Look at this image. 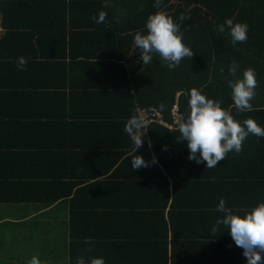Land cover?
I'll return each instance as SVG.
<instances>
[{"label":"crops","instance_id":"obj_1","mask_svg":"<svg viewBox=\"0 0 264 264\" xmlns=\"http://www.w3.org/2000/svg\"><path fill=\"white\" fill-rule=\"evenodd\" d=\"M77 28L67 35L66 41L76 40L66 56L55 40L43 38L44 52L33 56L30 51L25 70H18L16 64L6 66L3 58L13 49L4 50L0 44V62H5L0 64V153L8 157L0 165V174L76 185L68 197L51 204H0V264H29L33 255L42 264H69V223L79 213L83 217L79 224H84L74 229L106 235L107 243L94 257H103L105 264H155L158 245L137 241L156 233V225L141 218V210L138 217L126 218L130 215L124 202L155 198L157 180L138 176L141 168L132 170L134 146L124 144L122 137L130 116L122 113L133 95L154 94L157 83L148 72L157 55L143 64L134 42L113 45L104 40L94 46ZM9 44L17 53L28 50L18 41ZM142 68L146 71L140 75ZM149 148L150 157L156 158ZM137 152L148 154L144 149ZM174 173L166 179L168 200L180 205L165 210L168 233H175L174 244L168 243V263H214L219 248L209 249V243L217 242V234L230 232L224 226L215 234L211 231L216 219L223 216L215 210L220 199L226 207L251 209L246 205L251 206L255 196L256 202L264 197V187L240 178L182 177L181 162ZM59 191L64 190L60 187ZM94 202L102 207L93 209L91 220L84 221ZM134 236L136 240L130 244L119 243ZM238 254L239 263L246 264L244 255ZM219 257L221 263L228 259Z\"/></svg>","mask_w":264,"mask_h":264},{"label":"trees","instance_id":"obj_2","mask_svg":"<svg viewBox=\"0 0 264 264\" xmlns=\"http://www.w3.org/2000/svg\"><path fill=\"white\" fill-rule=\"evenodd\" d=\"M155 2L156 0H110L111 7L105 8L104 0H0V44H4V50L13 49V53L3 59L7 60V66L16 64L20 56L30 58V51L33 56L37 52L42 54L44 52L41 44L43 38L55 40L64 57L69 46L76 40L74 37L66 41L67 35L70 32H76L77 27L82 29L81 34L88 38L86 40L93 42L94 46H100L104 40L114 42L113 45L119 42L131 44L134 42L136 31L146 33V21L150 14L164 11L178 21L183 13L190 18L182 22L181 32L184 42L192 48L194 55L192 58H184L177 68L168 69V71L157 55L148 72L152 76L150 79L157 83L153 89L154 94L150 95L147 92L142 98L139 94L133 95L129 106L122 114L131 117L138 106H155L169 120L175 93L180 91L177 99L180 110L186 116L189 98L187 94L191 88L196 87L208 98L221 101L222 107H232V115L235 119L242 122L252 117L261 127H264V0H163L159 9L155 7ZM102 10L107 12L105 22L97 24L93 17L98 18ZM228 18H232L234 22H244L249 25L246 42L233 46L227 26L225 32L217 31L218 25L225 23ZM17 41L22 48L28 50L17 53L16 48L9 44L11 42L17 45ZM97 41L99 43H96ZM233 60L239 65L237 77L242 78L244 70L249 67L256 72L258 87L255 89L256 96L251 101L252 111L239 112L233 107L232 90L228 84L229 80L236 78L229 74V67ZM0 64L4 65L5 62ZM145 68H142L140 75L144 74ZM222 68L223 72H221ZM147 81L146 79L145 82ZM133 84L135 85V82ZM161 103L165 105L164 110L159 107ZM108 106L111 107L110 104ZM175 129H169L157 122L148 126V136L143 139V145L138 149L140 151L144 149L148 154L138 155L145 157L149 166L142 167L140 171H137V175L157 180V195L141 203L124 202L125 207L129 209L127 214L130 217L122 214L132 220L138 217L137 211L141 210L140 217L156 225V233L137 241L142 245H146L145 241H152L158 245V260L155 264H175L168 263V243L174 244L175 233L170 235L168 233L165 210L169 206L170 211L172 207L180 204L176 200L169 202L166 179L175 175L174 167L178 166L179 162L182 164V177L240 178L243 181L256 182L251 183L254 187H264V137L250 134L244 141L240 153L229 152L226 159L219 162L216 167L207 169L206 162L197 164L194 160H189L190 152L187 142L179 140V132ZM122 137L124 144L134 146L127 133H124ZM149 147L156 155V163H152L153 158L150 157ZM5 155L7 154L0 153V165H5L8 160ZM129 158L130 156L124 162H128ZM60 187L64 191H59ZM75 187L73 183L69 185L55 181L18 180V178H9L7 175L0 174V204L26 202L51 204L58 199L68 197ZM257 198L258 196L253 197L250 201L251 206H246L255 207L256 204L264 201L263 195L256 202ZM89 206L91 212L86 213L84 221L91 220L89 214L93 209L102 207L100 202H94ZM81 214L72 215L70 218L69 264H76L78 255L86 259L94 257L107 243L104 241L106 235L103 232L74 229L75 226L84 224H79V220L83 218L80 217ZM216 237L217 242L211 241L208 245L209 249H217L216 246L219 248L215 253L216 259L214 263L203 264H241L238 253L243 255V249L236 246L230 232L219 233ZM86 239L89 242L86 243ZM130 240H136L135 236L118 242L130 244ZM109 243L115 244L116 241ZM220 255L221 257L225 255L228 259L223 263L217 262L220 260Z\"/></svg>","mask_w":264,"mask_h":264},{"label":"clouds","instance_id":"obj_3","mask_svg":"<svg viewBox=\"0 0 264 264\" xmlns=\"http://www.w3.org/2000/svg\"><path fill=\"white\" fill-rule=\"evenodd\" d=\"M162 4L163 0H156L155 7L159 9ZM104 7H111L110 0H104ZM106 16L107 12L102 10L98 18L94 16L93 20L97 24L104 23ZM187 18L190 17L181 13L177 21L164 11H156L149 15L146 33L138 30L134 35V46L140 50L139 59L143 64H149L155 54L159 56L163 65L169 70H174L184 58H192L193 50L184 42L181 32V24ZM226 26L233 46L247 41L249 31L247 23L234 22L232 18H228L225 23L218 25L217 31L225 32ZM28 63V58L18 57L16 61L18 70H25ZM238 67L235 60L229 67V74L236 77L228 81L232 90L233 107L239 112L252 111L251 101L255 98V89L258 87L257 75L255 70L249 67L244 70L242 78L237 77ZM187 95L188 113L176 119L175 130L179 132V140L187 142L189 160H194L197 164L206 162V168L211 169L225 160L229 152L240 153L244 141L250 134L264 137V127H261L254 118L248 117L242 122L235 119L232 107H222L221 101L208 98L196 87L191 88ZM159 107L161 110L165 109L163 103ZM139 111L138 107L134 109V114L124 127V131L134 144L132 170L149 166V162L143 156L136 154L143 145V136L148 126ZM156 162L154 157L152 163ZM215 210L223 213V216L216 219L211 229L212 233L215 234L220 226H224L230 231L236 246L243 249L246 264H264V201L251 209H233L226 207L225 200L221 198ZM87 242L89 241L86 239ZM29 264L42 262L38 256L33 255ZM76 264H105V259L103 257L86 259L80 256L77 257Z\"/></svg>","mask_w":264,"mask_h":264},{"label":"built area","instance_id":"obj_4","mask_svg":"<svg viewBox=\"0 0 264 264\" xmlns=\"http://www.w3.org/2000/svg\"><path fill=\"white\" fill-rule=\"evenodd\" d=\"M139 108V114L143 115L146 123L148 126L151 123L157 122L160 125H163L169 129H175L176 128V119L180 116H185V114L180 110L179 103L177 97H175L174 102L172 103L170 107V119H166L164 116V113L161 112L157 107L155 106H138ZM148 126H146L147 131L143 136V139H146L148 136ZM142 131L144 129L142 128Z\"/></svg>","mask_w":264,"mask_h":264}]
</instances>
